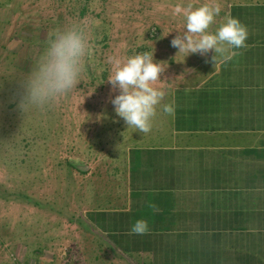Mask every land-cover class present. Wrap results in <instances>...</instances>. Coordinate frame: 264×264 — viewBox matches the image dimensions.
Segmentation results:
<instances>
[{
	"label": "crops",
	"instance_id": "crops-1",
	"mask_svg": "<svg viewBox=\"0 0 264 264\" xmlns=\"http://www.w3.org/2000/svg\"><path fill=\"white\" fill-rule=\"evenodd\" d=\"M150 1L166 19L142 52L165 62L162 103L174 101L175 113L158 108L147 133L119 117L132 133L96 171L102 182L86 193V225L115 264H264V0H216L212 30L231 14L249 32L247 47L216 65L213 52L187 56L171 46L185 24L173 7L207 0ZM94 160L79 167L94 174ZM137 219L147 232H130Z\"/></svg>",
	"mask_w": 264,
	"mask_h": 264
},
{
	"label": "rangeland",
	"instance_id": "rangeland-1",
	"mask_svg": "<svg viewBox=\"0 0 264 264\" xmlns=\"http://www.w3.org/2000/svg\"><path fill=\"white\" fill-rule=\"evenodd\" d=\"M150 4L0 0V264H115L118 256L82 213L88 188L102 182L96 171L117 158L119 137L132 133L120 127L110 103L118 91L107 82L109 58L142 52L155 40L166 16ZM72 24L85 27L93 45L77 87L43 109L21 111L22 81L46 38ZM93 158L96 170L88 174L79 166Z\"/></svg>",
	"mask_w": 264,
	"mask_h": 264
},
{
	"label": "clouds",
	"instance_id": "clouds-1",
	"mask_svg": "<svg viewBox=\"0 0 264 264\" xmlns=\"http://www.w3.org/2000/svg\"><path fill=\"white\" fill-rule=\"evenodd\" d=\"M221 11L216 0H207L199 6L177 3L173 7V15L182 16L185 24L183 32H178L171 40V46L177 48L178 53H187V56H207L213 52L215 65L231 61L235 50L247 47L249 32L247 26L231 14H225L212 30ZM92 48L86 29L80 24L57 29L48 36L45 47L22 81L20 110L43 109L77 87L82 62L86 56H91ZM109 60L113 71L107 82L112 85L113 92L118 91L110 97V103L128 128L134 127L147 133L158 108L169 115L175 113L174 101L162 103L167 95L166 89L156 86L162 81L161 75L166 67L165 62L155 60L154 52L144 51L123 58L110 57ZM148 229L147 220L137 219L130 232L143 234Z\"/></svg>",
	"mask_w": 264,
	"mask_h": 264
},
{
	"label": "trees",
	"instance_id": "trees-1",
	"mask_svg": "<svg viewBox=\"0 0 264 264\" xmlns=\"http://www.w3.org/2000/svg\"><path fill=\"white\" fill-rule=\"evenodd\" d=\"M40 204V203H39ZM41 205V204H40ZM79 222V221H78Z\"/></svg>",
	"mask_w": 264,
	"mask_h": 264
},
{
	"label": "water",
	"instance_id": "water-1",
	"mask_svg": "<svg viewBox=\"0 0 264 264\" xmlns=\"http://www.w3.org/2000/svg\"><path fill=\"white\" fill-rule=\"evenodd\" d=\"M83 169V168H82Z\"/></svg>",
	"mask_w": 264,
	"mask_h": 264
}]
</instances>
